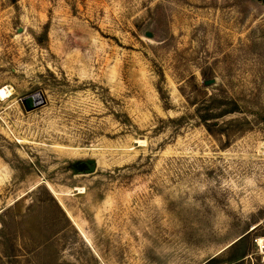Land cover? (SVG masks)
I'll return each mask as SVG.
<instances>
[{
	"label": "rangeland",
	"instance_id": "374dc122",
	"mask_svg": "<svg viewBox=\"0 0 264 264\" xmlns=\"http://www.w3.org/2000/svg\"><path fill=\"white\" fill-rule=\"evenodd\" d=\"M0 87V264H264V3L0 0Z\"/></svg>",
	"mask_w": 264,
	"mask_h": 264
},
{
	"label": "water",
	"instance_id": "95a60500",
	"mask_svg": "<svg viewBox=\"0 0 264 264\" xmlns=\"http://www.w3.org/2000/svg\"><path fill=\"white\" fill-rule=\"evenodd\" d=\"M264 3V0H258ZM146 36L151 37L152 33L146 32ZM213 80H206L205 84L212 83ZM45 103L43 95L39 92L38 94L30 95L22 99V104L26 111L32 110L40 105H43ZM83 164L86 166L81 173L82 174H90L93 173L96 169V161L92 159H88ZM254 229V228H253ZM251 229V230H253ZM250 230V231H251ZM241 237H239L237 240H239ZM237 240H235L233 243H235ZM232 243V244H233Z\"/></svg>",
	"mask_w": 264,
	"mask_h": 264
},
{
	"label": "trees",
	"instance_id": "16d2710c",
	"mask_svg": "<svg viewBox=\"0 0 264 264\" xmlns=\"http://www.w3.org/2000/svg\"><path fill=\"white\" fill-rule=\"evenodd\" d=\"M227 113H229V112H227ZM215 118V117H214ZM210 118H207V116H203L202 117V122L204 123V125L206 124L207 126L208 125H210V124H208V120H209ZM127 121H128V119L127 118H124V120H120V122L122 123V124H124V125H126L127 126ZM214 125V124H213ZM206 126V127H207ZM81 164H82V162H76V165L77 166H81ZM51 202H52V204H53V206L55 207V209H57L59 212H60V214H63L64 215V211L62 210V208L59 206V204L56 202V200L52 197V196H49V198H48ZM243 237H245V235L244 236H242L239 240H241ZM239 240H237L235 243H237ZM234 243V244H235ZM217 262H216V258H212V259H210L209 261H207L205 264H216Z\"/></svg>",
	"mask_w": 264,
	"mask_h": 264
},
{
	"label": "bare ground",
	"instance_id": "6f19581e",
	"mask_svg": "<svg viewBox=\"0 0 264 264\" xmlns=\"http://www.w3.org/2000/svg\"><path fill=\"white\" fill-rule=\"evenodd\" d=\"M9 95V92L7 90L6 87H0V97L1 98H5ZM78 191L79 192H83V188H78ZM257 244L260 246V247H263L264 248V237H259L257 239Z\"/></svg>",
	"mask_w": 264,
	"mask_h": 264
}]
</instances>
